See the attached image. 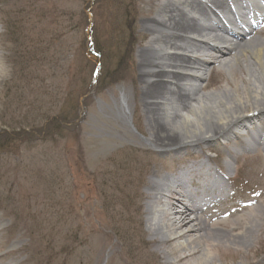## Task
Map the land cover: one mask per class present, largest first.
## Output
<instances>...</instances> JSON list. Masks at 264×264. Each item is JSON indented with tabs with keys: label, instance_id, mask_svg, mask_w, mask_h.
<instances>
[{
	"label": "rangeland",
	"instance_id": "obj_1",
	"mask_svg": "<svg viewBox=\"0 0 264 264\" xmlns=\"http://www.w3.org/2000/svg\"><path fill=\"white\" fill-rule=\"evenodd\" d=\"M161 4L0 0L1 264H264V150L250 135L264 134V117L248 132L236 126L232 136L191 143L195 153L184 158L149 141L168 129L164 118L154 129L145 101L162 89L150 88L142 72L152 58L145 28ZM245 41L264 42V25ZM235 53L223 57L231 68L207 60L203 93L249 99V53L237 63ZM203 161L222 172L234 199L200 212L215 218L208 229L236 243L246 232L243 247L210 248L204 262L172 239L160 242L146 212L152 181Z\"/></svg>",
	"mask_w": 264,
	"mask_h": 264
},
{
	"label": "bare ground",
	"instance_id": "obj_2",
	"mask_svg": "<svg viewBox=\"0 0 264 264\" xmlns=\"http://www.w3.org/2000/svg\"><path fill=\"white\" fill-rule=\"evenodd\" d=\"M161 6L159 14L162 16L157 14L159 17L150 18L149 26L145 28L153 35L149 45L152 52L149 56L152 58L144 63L142 72L150 88L162 89L145 101L146 111L155 125L154 129L161 128L160 118L167 120L165 121L168 129L160 132L161 134L155 133L156 136L152 133L154 140H158L159 143L151 138L149 141L156 148H160V153L165 152L166 155L174 153L184 158L186 154L195 153V146L191 143L200 141L209 143L227 133L230 135V129L236 126L248 131L246 127L249 125H246V120L252 119L253 116H264V42L258 45L252 42L250 44V41L247 42L245 39L251 30L239 33L229 27H220L217 22L211 20V17L215 18L217 8L232 15V18H228L229 24H237V18L223 0H163ZM193 13L199 17L190 16ZM199 19L204 22L200 23ZM263 25L264 19L260 21L258 27ZM234 50L236 53L233 60L236 63L246 52L249 53L246 60L244 58L246 79L243 80L246 85L244 91L247 92L249 101L235 92L232 94L225 91L208 94L202 92L207 62L213 60V57L219 66L231 68L230 62H225L223 57ZM183 85L189 86L188 90ZM247 103L251 105L249 108ZM169 104L174 113L166 108ZM152 112L158 113L159 117L154 119ZM163 114H166V118ZM149 117L146 115V118ZM173 134L178 135L176 142H166L168 136ZM251 140L253 146L255 144L264 150V134L256 132V136ZM186 145L190 147L186 148ZM191 165L198 167L195 163ZM202 165L195 172L199 173L204 170L203 168L205 172L197 181L191 182L192 188H189L191 184L183 185L182 181L178 182L176 177L169 176V173L168 176L162 175L158 180L152 181L150 184L155 192L152 199L156 203L146 205V212L149 226L157 227L160 242L172 239L177 248L190 252L187 257L198 251L201 254L199 260L204 262L211 260L208 258L211 254L210 248H227L231 245L243 247L238 242L239 239H244L246 232L236 234L239 236L236 243L229 241L230 237L224 239L208 229L209 222L215 218L207 221L208 216L200 214L197 201L210 203L225 199L228 196L225 191L228 185L223 180L219 182L214 179L215 177L212 178L208 169L212 171L210 169H216L215 166L205 161ZM192 169H183L181 172L184 174ZM169 199L174 202H170ZM233 226H237V223H233ZM189 236L194 238L189 239ZM1 258L2 256L0 264Z\"/></svg>",
	"mask_w": 264,
	"mask_h": 264
},
{
	"label": "trees",
	"instance_id": "obj_3",
	"mask_svg": "<svg viewBox=\"0 0 264 264\" xmlns=\"http://www.w3.org/2000/svg\"><path fill=\"white\" fill-rule=\"evenodd\" d=\"M59 130V129H58Z\"/></svg>",
	"mask_w": 264,
	"mask_h": 264
}]
</instances>
